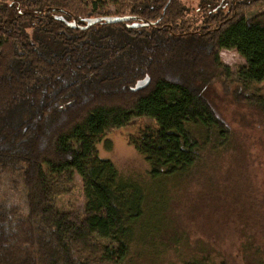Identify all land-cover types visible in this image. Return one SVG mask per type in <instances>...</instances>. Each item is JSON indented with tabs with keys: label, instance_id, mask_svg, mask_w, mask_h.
<instances>
[{
	"label": "trees",
	"instance_id": "obj_1",
	"mask_svg": "<svg viewBox=\"0 0 264 264\" xmlns=\"http://www.w3.org/2000/svg\"><path fill=\"white\" fill-rule=\"evenodd\" d=\"M197 1L191 16L184 0H0V179L20 181L16 201L0 191V264H80L98 239L104 263L128 264L134 238L162 246L163 197L99 157L106 133L151 120L130 143L153 184H163L228 141L195 81L223 71L235 99L264 114V96L252 91L264 81V0ZM255 7L263 10L248 17ZM109 9L152 26L65 24L83 26ZM222 50L245 61L234 75L219 62ZM144 77L150 84L131 91ZM75 176L78 223L55 202Z\"/></svg>",
	"mask_w": 264,
	"mask_h": 264
},
{
	"label": "rangeland",
	"instance_id": "obj_2",
	"mask_svg": "<svg viewBox=\"0 0 264 264\" xmlns=\"http://www.w3.org/2000/svg\"><path fill=\"white\" fill-rule=\"evenodd\" d=\"M184 3L195 15L198 1ZM262 10L251 8L248 17ZM109 12L114 16L112 9ZM218 58L231 75L245 65L235 50H222ZM231 80L222 71L208 84L195 81V89L228 132V141L204 153L199 164L179 178L153 184L148 164L130 143L143 126L152 124L147 118L106 133L97 145L99 157L110 160L120 177L148 188L157 199L163 197L164 227L157 236L162 246L134 238L128 264H264V114L235 99ZM257 86L252 91L257 88L264 96V81ZM19 182L15 174L2 175L0 191L16 201ZM55 202L60 212L80 221L84 199L78 176ZM99 242L87 243L80 264H106L97 250Z\"/></svg>",
	"mask_w": 264,
	"mask_h": 264
},
{
	"label": "water",
	"instance_id": "obj_3",
	"mask_svg": "<svg viewBox=\"0 0 264 264\" xmlns=\"http://www.w3.org/2000/svg\"><path fill=\"white\" fill-rule=\"evenodd\" d=\"M59 20H63V18L59 17ZM132 22L128 27L130 28H140V27H146V26H152V23L145 22L143 20H140L139 18L132 17V16H105V17H98V18H89L84 21L85 25L80 26L77 24L75 19H72L71 22H66V26L76 29V30H86L89 27L104 23V24H116V23H127ZM150 84V78L144 77L142 80H139L135 83L133 87L130 88L131 91L137 92L140 90L145 89Z\"/></svg>",
	"mask_w": 264,
	"mask_h": 264
}]
</instances>
